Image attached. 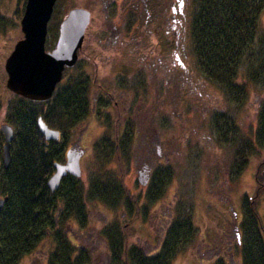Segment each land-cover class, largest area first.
Returning a JSON list of instances; mask_svg holds the SVG:
<instances>
[{"label": "rangeland", "instance_id": "obj_1", "mask_svg": "<svg viewBox=\"0 0 264 264\" xmlns=\"http://www.w3.org/2000/svg\"><path fill=\"white\" fill-rule=\"evenodd\" d=\"M24 2L25 0H0V103L2 105L13 95L5 85L7 75L3 64L14 43L22 37L19 19ZM139 2L140 0H137V4ZM185 3L186 20L184 19L181 27L183 35L176 46L174 31L170 30L172 28L169 27L170 33L167 39L165 34L162 35L158 30L151 33L149 31V28L152 29L151 25L142 23L138 16L134 42L129 36L124 38L122 33L124 28H127L130 14L127 5H121V0H116V4H112V0L108 2L107 0H55L47 23L45 49L54 46L57 36L58 26H54L53 20L57 23L69 8L82 6L91 11V24L88 27L90 36L85 37L86 42L89 38L87 46L91 49L82 46L86 49L79 54L82 58L80 62L84 63L83 67L90 70L93 75L95 70L93 65L83 62V58L87 59L86 56H90L89 59L92 57L96 60L95 81H98V78L100 81L101 74H107L113 80L117 77L124 78V74L119 72L132 74L133 88L123 89L122 92L132 89L131 111H136V115L130 118L134 119V124L131 119L127 120L123 117V113L119 118L117 117L115 104H107L103 107L102 103L98 105L94 103L96 108L103 107L109 111V116H102V112L98 115L96 110L89 120H86L84 129L78 136L76 135L79 144L85 149L80 158L79 176L84 182V187L90 181L93 168L98 165L95 163L96 155H103L105 152L103 142H106V134L115 136L117 132V138L122 140L125 138L124 131L132 126L139 132L132 135V145H140L139 151L136 147L128 149L126 146L122 150L119 147L120 152L110 163L107 162V167L112 166L120 174L127 191L137 197L139 206L135 214L129 211L128 203L124 201V194L118 189L116 193L119 200L115 206L104 198L87 202L85 212L89 215L87 227H81L77 221L72 220L67 231L72 241L77 240L92 247L97 243L96 228L116 218L127 226V231L130 232L129 241L139 243L143 250L148 252L157 248L163 237L170 233L171 228H168V225L174 222L179 209L186 210L194 225V232L187 242L180 239L177 252L170 264H241V248L236 243L238 232L236 230L240 229L244 215L246 201L244 197L246 195L255 197L253 172L255 163L264 157V148L261 151L254 149L250 160L244 166L241 163L237 164L239 159L237 151L241 149L243 137L251 140L254 137L257 125L256 111L264 97L263 90L260 83L247 82L244 95L241 94L242 92L237 94L231 91L229 96L225 94L223 97L222 89L197 70L190 34L187 33L194 1L185 0ZM253 6L252 13L258 25L254 29L250 47L256 45L260 39V31H264V6L261 11L256 2ZM187 16L190 17L189 20ZM116 31H119L118 36L114 37L117 42L120 41L121 36L127 41L125 45L116 49L124 56L113 54L115 59L112 57L104 59L101 53L108 55L110 48L114 46L113 40L106 36ZM177 49L186 64L183 71L189 78L185 90L182 91L183 99L174 95L170 102L168 95V102L164 104V96L175 86L169 78L176 74L169 72L166 79L165 71L161 68L158 59L161 51L164 50L167 63L170 65L172 52ZM248 53H251L250 58L244 60L241 67L244 71L249 61L258 60L252 48L248 49ZM74 69H68L67 72L71 73ZM98 89L93 84L90 92ZM217 95L220 96L219 100ZM1 104L0 118L5 113ZM230 120L238 126L232 125ZM2 122L0 119V123ZM150 129L157 131V137L141 135V132L149 133ZM146 139L152 146L146 152L150 153L147 159L141 147L145 146ZM96 140L98 143L94 144ZM129 140L131 139L127 142ZM119 145H122V142ZM155 156L164 164L159 169L169 173V178H164L161 187L151 193L150 181L138 180V169L143 165L153 168L152 159ZM163 167H168V170ZM259 201L257 210L264 224V190L259 195ZM238 237L240 242L241 236ZM101 257L99 260H102ZM20 264H45V261L41 255H26Z\"/></svg>", "mask_w": 264, "mask_h": 264}, {"label": "trees", "instance_id": "obj_2", "mask_svg": "<svg viewBox=\"0 0 264 264\" xmlns=\"http://www.w3.org/2000/svg\"><path fill=\"white\" fill-rule=\"evenodd\" d=\"M193 1L190 20L187 16L190 25L187 33L197 70L222 89L223 97L229 96L231 91L244 95L247 82L260 83L264 96L263 30L256 45L250 47L258 25L252 13L253 5L256 2L261 11L264 0ZM55 21L56 27L58 22ZM249 48L258 60L249 61L244 71L241 67L244 60L250 58ZM74 68L71 73L67 68L64 70L47 99L31 100L13 94L6 101L3 118L12 127V137L10 163L4 167L0 132V196H6L0 207V264H20L26 255H41L45 264H170L180 239L187 242L194 232L186 210L179 209L174 222L168 225L170 233L163 237L159 249L151 253L145 252L139 243L129 241L127 226L116 218L96 228L97 243L92 247L69 237L67 227L72 220L87 227L89 215L85 212L89 201L104 198L115 206L119 200L116 191L120 189L133 215L139 206L137 197L127 191L117 170L110 165L107 167V162L120 152L117 132L115 136L106 134L105 152L96 155L98 165L93 168L86 187L79 176L71 174L63 176L54 191L46 185L54 161L63 160L64 145L76 139L93 111L88 77L79 63ZM185 73H175L169 78L175 84L168 92L170 102L174 95L183 99L182 91L189 78ZM217 97L219 100L220 96ZM263 98L256 111L254 137L252 140L243 137L241 149L237 151V164L242 166L250 160L254 149L264 148ZM38 115L49 127L59 131L57 140L44 138L37 125ZM231 124L238 126L232 121ZM126 133L125 138H128L129 131ZM157 172V177L150 182L151 193L161 187L164 178H169V173L162 169ZM253 177L255 197H244V215L239 229L241 264H264V224L257 210L259 195L264 190V157L255 163Z\"/></svg>", "mask_w": 264, "mask_h": 264}, {"label": "water", "instance_id": "obj_3", "mask_svg": "<svg viewBox=\"0 0 264 264\" xmlns=\"http://www.w3.org/2000/svg\"><path fill=\"white\" fill-rule=\"evenodd\" d=\"M55 0H25L19 19L22 37L18 39L4 61L7 73L6 87L12 92L31 100H44L51 96L56 83L61 79L65 67L72 66L78 56L85 29L90 20V12L82 6L69 8L60 19L55 44L45 49L47 23L50 19ZM37 125L47 139H57V129L49 127L40 115ZM3 134L2 162L10 163V139L12 128L0 124ZM83 149L71 144L65 150V161H54V171L47 178L46 185L53 191L60 179L69 173L78 176L81 172L79 157ZM6 196L0 197V207Z\"/></svg>", "mask_w": 264, "mask_h": 264}, {"label": "flooded vegetation", "instance_id": "obj_4", "mask_svg": "<svg viewBox=\"0 0 264 264\" xmlns=\"http://www.w3.org/2000/svg\"><path fill=\"white\" fill-rule=\"evenodd\" d=\"M107 2H108V0H107ZM112 4H116V0H112ZM121 5H123V6L127 5L128 13L130 14V18L128 21L127 28H124L123 33H122L124 38L126 36H129L130 40H133L135 38L136 20H137V16H138V18L143 21V22L141 21L142 23H146L148 25H151L152 29L149 28V31L151 33L158 30V31L162 32V35L165 34L166 38L168 39L170 30H171V32L174 31V34L176 37L174 43L176 46H178L179 38L181 37V35H183L181 27L183 25V21L186 20L185 19V17H186L185 0H140L139 4H137V0H121ZM89 12H90V20H89V23H88V25L85 29V32H84V37H83L81 49L78 52V56H77L75 64L73 66L69 67L68 68L69 70L74 68L77 65V63H79V64L81 63L80 61L82 60V58L79 57V54L80 53L82 54L83 50H85L88 47L87 42H88L89 38L87 39V42H86L85 37H87V35H88V37L90 36V34L88 32V27L91 24V11L89 10ZM169 27L172 29L169 30ZM118 33H119V31L112 33V35L107 34L106 37L107 38L110 37L113 40L114 46L112 48H110L111 51H109L110 53L108 55L101 53L102 58L107 59L109 57H112V59H115L113 54H117L119 56H124L123 54L119 53L120 52L119 50L117 51L116 49L120 46L125 45L127 41L121 36L120 41H119L120 43L117 42L116 38H114V37H117ZM133 42H134V40H133ZM82 46H84L86 48H83ZM87 49L90 50L91 48L88 47ZM172 53H173V58L171 59L170 65L167 63L166 55H165L166 53L164 50L161 51V53H160L161 56L158 59V61L160 62L161 68H163L165 71L166 79L168 77L169 72L173 73V74L176 73V74L180 75V74H182V71L185 69V64H184V61L182 60V58L180 56L179 50L178 49L173 50ZM86 58L87 59L83 58L84 59L83 62H87L88 64L90 63L91 66L93 65L92 67L95 69L94 73L92 75V73H90V70L83 67L84 63L80 64L82 70L84 71V73L88 77L89 88L93 84H95L99 88L95 92H93V90L91 92L89 91V96L92 99V103H93L92 115L97 110L98 115L101 114V112H102V116L106 115L108 117L109 111H107L103 107H106L107 104H115L117 111H118V114H117L118 118L120 117V115L122 113H123V117L127 118V120L131 119L132 115L135 116L136 111H134V112L131 111L132 104H130V102L132 100L131 96H130V93H132V89L130 91L125 92V93L122 92L123 89L133 88L132 74L130 72H129L130 74H128V72H126L127 74L119 72V74H124V78H118L117 77L116 80L109 78L107 74H103V75L101 74L100 75V81H99V78H98V81H95L96 76H97V62H96V60L92 59V57H91V59H89L90 56H86ZM128 79H130V80H128ZM166 79H165V81L167 83ZM166 93H167V91H166ZM164 97H165V99H164L163 103L166 104L168 102V93ZM94 103L97 105L102 103L103 107L96 108ZM2 109H4V110L6 109V103L2 105ZM127 110L129 112H126ZM106 111H107V113H105ZM113 115H114V111H113ZM0 119H1V121H4L3 116ZM131 120L133 121V124H134V119H131ZM127 131H129V133H128L129 138H123L120 141V143L122 142V145H120L119 147L121 148V150L124 149L126 146L128 147V149H130L131 147H133V148L136 147V148H138V151H139L140 145L139 146H138V144H136L135 146L132 145V135H134L135 133L139 134V132L137 130L133 129L132 126L130 128H128ZM124 132H126V130ZM156 132L157 131H153L152 129H150L149 133L148 132L147 133L141 132V135L145 136V137H157L158 133H156ZM79 133L80 132H78V134ZM78 134H77V136H78ZM124 135L126 136L127 133H125ZM128 139H131V140H129L127 142ZM77 140H79V138L76 137L75 141H77ZM73 141L74 140L68 141L64 145V148L71 145V143L76 144V142L75 141L73 142ZM130 141H131V143H130ZM145 142H146V143H144L145 146H141V147L145 151V154H146L145 159H147L148 155L150 153H146V152H147V150L149 151L152 146H151V142L149 143L148 139H146ZM79 147L83 148L82 146H79ZM84 152H85V149H84L81 156H83ZM156 156H158V155H156ZM156 156L154 157V159H152L153 164H154V166H153L154 170L152 167L150 169L149 165H147V166L143 165L142 168L138 169V180H141V181L146 180L145 182H147V180H149L151 182L152 178L157 177V175H158L157 171L160 170L159 168L161 167V165L163 166L164 164L159 162V158ZM163 169L168 170V167H163ZM147 177H148V179H147Z\"/></svg>", "mask_w": 264, "mask_h": 264}]
</instances>
